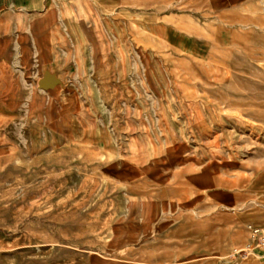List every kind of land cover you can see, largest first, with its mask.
<instances>
[{
    "label": "rangeland",
    "instance_id": "374dc122",
    "mask_svg": "<svg viewBox=\"0 0 264 264\" xmlns=\"http://www.w3.org/2000/svg\"><path fill=\"white\" fill-rule=\"evenodd\" d=\"M0 80V264H264V0H0Z\"/></svg>",
    "mask_w": 264,
    "mask_h": 264
},
{
    "label": "crops",
    "instance_id": "0c3cea01",
    "mask_svg": "<svg viewBox=\"0 0 264 264\" xmlns=\"http://www.w3.org/2000/svg\"><path fill=\"white\" fill-rule=\"evenodd\" d=\"M25 2L27 0H15V2ZM99 75V79L98 80H106V76H103V72L102 69H99L98 72ZM42 77V76H41ZM40 81V77L37 79L36 82ZM3 83L2 80H0V87H1V92H0V101L4 102V107L1 109V115L3 116V119H6L7 116L9 115L10 112H13L15 110H22V111H27L30 114H32L33 111H35L37 109V100L35 99V97H31V96H26L25 98H22L21 96H17L16 93L14 92V86L13 84H11V81L8 80V83L5 84ZM48 84L46 83V88H40L37 86V90L39 91H47L48 90ZM38 85V84H37ZM30 98V99H28ZM76 124L74 126L75 129V134L76 133ZM77 136H80V134H78Z\"/></svg>",
    "mask_w": 264,
    "mask_h": 264
},
{
    "label": "built area",
    "instance_id": "2783aa9c",
    "mask_svg": "<svg viewBox=\"0 0 264 264\" xmlns=\"http://www.w3.org/2000/svg\"><path fill=\"white\" fill-rule=\"evenodd\" d=\"M250 233L253 240H257L258 244H264V234H260L258 229L250 228Z\"/></svg>",
    "mask_w": 264,
    "mask_h": 264
},
{
    "label": "bare ground",
    "instance_id": "6f19581e",
    "mask_svg": "<svg viewBox=\"0 0 264 264\" xmlns=\"http://www.w3.org/2000/svg\"><path fill=\"white\" fill-rule=\"evenodd\" d=\"M50 81V80H49ZM46 83H48L47 81L43 80L39 83V85L42 87V88H46Z\"/></svg>",
    "mask_w": 264,
    "mask_h": 264
}]
</instances>
